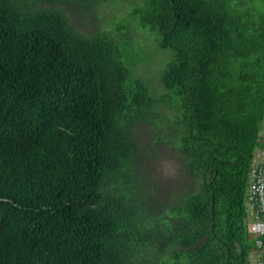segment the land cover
Segmentation results:
<instances>
[{
	"label": "trees",
	"instance_id": "1",
	"mask_svg": "<svg viewBox=\"0 0 264 264\" xmlns=\"http://www.w3.org/2000/svg\"><path fill=\"white\" fill-rule=\"evenodd\" d=\"M76 1L92 0H0V264H226L227 247L251 264L264 0H137L133 19L174 55L161 82L178 114L160 141L185 184L148 214L137 128L165 101L132 79L126 33L76 29Z\"/></svg>",
	"mask_w": 264,
	"mask_h": 264
},
{
	"label": "rangeland",
	"instance_id": "2",
	"mask_svg": "<svg viewBox=\"0 0 264 264\" xmlns=\"http://www.w3.org/2000/svg\"><path fill=\"white\" fill-rule=\"evenodd\" d=\"M137 0H118L102 2L92 0L71 4L66 9L71 23L79 32L94 34L107 31L125 39L120 42L123 60L132 71V79H142L151 89V96L165 101L155 109L156 116L151 123L137 128V141L142 150L138 171L135 172L136 184L142 187L145 194H152L154 200L142 204L143 209L157 212L161 204L166 206L170 194L181 190L185 184L181 181V161L177 152L163 143L166 125L178 114L168 98L167 90L161 82V76L168 63L173 60L170 50H162L157 43V35L148 29L140 28L139 21L132 17ZM118 29H121L119 31ZM169 121V122H168ZM264 137V129L262 132ZM260 160L264 159V138L259 145ZM141 194H143L141 190Z\"/></svg>",
	"mask_w": 264,
	"mask_h": 264
},
{
	"label": "built area",
	"instance_id": "3",
	"mask_svg": "<svg viewBox=\"0 0 264 264\" xmlns=\"http://www.w3.org/2000/svg\"><path fill=\"white\" fill-rule=\"evenodd\" d=\"M263 163L264 159L260 160L258 148L251 166L245 195L248 212L247 227L256 238L264 237V218L260 217L261 212H264V170L261 168ZM257 247L258 249L251 253L250 262L251 264H264V248L261 240L257 241Z\"/></svg>",
	"mask_w": 264,
	"mask_h": 264
},
{
	"label": "water",
	"instance_id": "4",
	"mask_svg": "<svg viewBox=\"0 0 264 264\" xmlns=\"http://www.w3.org/2000/svg\"><path fill=\"white\" fill-rule=\"evenodd\" d=\"M215 175H217V173ZM211 213H212V216H211V222H212V224H211V233H212V236H215V205H214V201L212 202ZM223 244L226 246L225 243H223ZM227 251H228V253H227L226 264H229L230 251H229L228 247H227Z\"/></svg>",
	"mask_w": 264,
	"mask_h": 264
}]
</instances>
